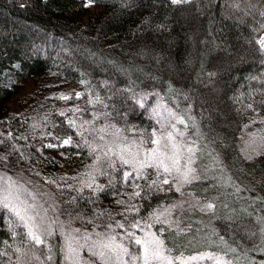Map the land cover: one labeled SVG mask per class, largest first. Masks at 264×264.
<instances>
[{"label": "trees", "instance_id": "1", "mask_svg": "<svg viewBox=\"0 0 264 264\" xmlns=\"http://www.w3.org/2000/svg\"><path fill=\"white\" fill-rule=\"evenodd\" d=\"M261 33L264 0H0V168L41 177L79 228L139 233L177 197L176 173L123 164L59 107L99 113L143 143L189 115L220 166L208 189L217 213L205 233L164 232L165 247L187 254L218 239L235 264H264ZM48 74L79 91L17 99L22 81ZM9 214L0 206V264H66L58 243L36 244Z\"/></svg>", "mask_w": 264, "mask_h": 264}, {"label": "rangeland", "instance_id": "2", "mask_svg": "<svg viewBox=\"0 0 264 264\" xmlns=\"http://www.w3.org/2000/svg\"><path fill=\"white\" fill-rule=\"evenodd\" d=\"M85 5L90 11L101 9L90 1H85ZM258 40L259 42L264 41V33L260 34ZM36 90L44 94L56 93L68 96L71 93H77L79 86L74 82L64 81L59 77L48 74L43 78L22 81L16 97L18 99L22 95L28 96ZM12 109L15 108L12 107ZM59 111L65 115L67 121L72 123L76 129L89 130L98 141L111 146L124 159L133 161L131 163L132 168L140 167L139 162L147 161L149 153L156 148V145L151 142L143 143L137 136L126 132L119 125L110 122L99 113H81L75 104L62 105L59 107ZM170 116L171 119L169 118L166 130L163 132L154 131L156 135H153L152 138L156 139L161 135L166 136L168 132H173L176 135L171 127L172 124H175L176 129L184 133L183 136L176 135V142L194 150L191 154L192 164L190 166L194 169L192 175L196 179H193L191 183H182L178 174H176L180 187L177 197L157 209L154 223L150 224V227H147L144 231L139 233L130 232L134 234L132 236L125 233V235L117 237V234H114L110 229H82L75 226L44 180L41 177L39 178L38 175L27 173L20 168L14 171L0 168V200L7 196V202L21 210L28 227L12 211L2 205L0 206L10 213L9 215L13 216L15 220L22 222L28 232L31 229L49 248L58 243L66 264H122L123 261H127L128 264H139V261L130 258L141 253L140 246L136 245L134 240L138 237L143 238L147 232L156 233L162 240H165L164 232L166 231H173L177 236L180 234L184 238L189 233L192 235V232L194 234L205 233L206 229L211 228V217L217 213L216 203L211 198L212 195H209L208 189L212 186L210 179L216 176L220 166L211 149L203 142L196 122L189 115L175 114L173 117ZM179 119H182L184 123H178ZM189 155L186 147L182 148L180 160L182 169L186 163V157ZM209 204L213 205L211 209L207 207ZM29 217L33 219H29ZM157 217L161 222H157ZM189 238L191 237L189 236ZM199 239L204 241L206 238L201 236ZM210 242L208 241V247L193 250L187 254L175 255L170 248H167L170 249L168 255L173 258H180L174 260V264L185 260L190 264H215V260L207 258L188 259L202 254H213L222 258L227 264H235L232 258L230 259L224 254L220 240H216V244L219 246L216 248H211L214 243ZM109 243L114 247L122 245L128 249L130 255H125L117 249L121 257V260L118 261L115 253H110L108 249L103 247L104 244ZM70 248L73 251L70 252ZM100 252L105 253L104 259L93 255V253Z\"/></svg>", "mask_w": 264, "mask_h": 264}, {"label": "snow or ice", "instance_id": "3", "mask_svg": "<svg viewBox=\"0 0 264 264\" xmlns=\"http://www.w3.org/2000/svg\"><path fill=\"white\" fill-rule=\"evenodd\" d=\"M172 2L180 3L181 0H172ZM65 99H67V97H65ZM141 107H143V105H141ZM157 123H160V121L158 120ZM178 123L183 124L184 121L182 119H179ZM161 127H163V125H161ZM171 127L175 131L176 135L179 136L184 135L183 132H179V130L176 129L175 124H172ZM153 135L155 136L156 133L153 132ZM176 135H174L173 132H168L166 136L161 135L160 137L153 139L151 143L156 145V148L152 149V151L149 153V159L147 161H140L139 164L141 168L154 167L158 170V172L162 170V172L166 174H172L173 172H175L176 174H178L182 183H191L193 179H196V177L192 175L194 169L190 166L192 164L191 154L194 152V150L191 147L178 144L176 142ZM70 143H71L70 139L64 141V144L66 145ZM185 147H186V151L190 155L186 157V163L183 165V169H182L180 164L181 152H182V148ZM121 160L123 164L133 163V161L128 159H123V157H121ZM126 175H130V173ZM163 183L168 184L169 181L165 179ZM88 186L91 187V185ZM176 190L179 191V188H177ZM7 201H8V197L5 196L3 200H0V205L12 211L22 222L25 223V226L28 227L27 221L25 220V216L21 214V210L11 206ZM207 207L211 209L213 205L209 204L207 205ZM24 211L26 212L27 210L25 209ZM29 219H33V218L29 217ZM156 219L157 222H161L159 220V217H157ZM119 227L122 228L123 224H120ZM134 227H139V225L138 224L134 225ZM28 235L33 241H35L36 244H43V241L40 239V237L36 235L31 229H29ZM129 235L132 236L134 234L129 233ZM134 243L140 246L141 253L140 255L130 258L135 261H139V264H174V260L180 259L179 257L173 258L170 255H168L170 249H167L165 247L164 241L160 239L159 236L156 235V233L147 232L145 233L143 238H139V237L135 238ZM103 247L108 249L110 253H115L118 261L121 260V257L119 256L117 249H119V251L124 253L125 255H130L128 249L124 248L122 245H116L114 247L111 243H109V244H104ZM69 251L71 252L73 250L70 248ZM93 255H97L100 259L105 258L104 252L93 253ZM205 258L215 260V264H227V262L223 261L222 258L217 257L213 254H202L198 257L197 256L189 257L188 259L197 260V259H205ZM122 264H128V262L123 261ZM182 264H187V260L183 261Z\"/></svg>", "mask_w": 264, "mask_h": 264}]
</instances>
